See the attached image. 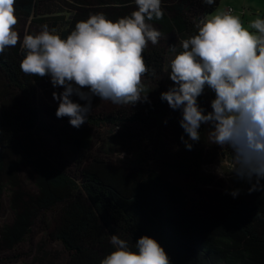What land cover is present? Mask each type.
<instances>
[{
    "label": "trees",
    "instance_id": "obj_1",
    "mask_svg": "<svg viewBox=\"0 0 264 264\" xmlns=\"http://www.w3.org/2000/svg\"><path fill=\"white\" fill-rule=\"evenodd\" d=\"M219 3L220 0L212 6L201 3L189 14L190 0H179L171 6V13L164 11L163 19L150 22L182 40L193 34L195 22L213 13ZM14 8L17 19L29 20L35 28L48 24L64 38L77 21L92 13L103 12L115 20L133 11L90 6L68 9L60 0H15ZM20 44L18 40L17 45L0 55V209L3 197L8 195L14 212L12 220L0 228V255L13 251L27 238L39 213L58 208L60 218L50 236L67 252L65 264H100L113 250L112 234L129 243L145 234L154 237L165 248L170 264H264V191L249 193L246 183L240 197L218 193L216 200L223 209L203 214L189 205L186 188L164 171L168 167L179 176H190L195 189L200 183L214 182L202 171L209 150L206 126H202L201 141L187 150L180 140V118L172 120L179 130V147L168 160L156 146L149 148L147 155H154L143 175L106 155L89 151L94 135L109 128L138 125L144 145L150 143L147 139L151 138V126H163L162 113L168 103L160 99V94L173 84L164 85L168 56L165 48L145 49L142 53L149 67L143 75L157 89L155 101L144 102L138 108L91 111L76 128L68 117L52 124L40 113L37 95L50 78L21 71L25 52ZM176 48L179 50L180 45ZM209 98H214V93L206 87L198 100L207 111ZM123 132L121 136L126 130ZM64 143L78 154L73 165L63 158ZM221 154L231 159L227 148ZM22 166L32 172L37 193L23 187ZM48 259L42 264H56Z\"/></svg>",
    "mask_w": 264,
    "mask_h": 264
},
{
    "label": "clouds",
    "instance_id": "obj_2",
    "mask_svg": "<svg viewBox=\"0 0 264 264\" xmlns=\"http://www.w3.org/2000/svg\"><path fill=\"white\" fill-rule=\"evenodd\" d=\"M134 2L130 15L115 20L103 12L90 14L66 38L44 24L21 40L14 27L15 0H0V55L20 40L21 71L48 77L54 88H62L52 93L59 102L55 114L76 128L87 120L93 97L114 105L149 102L142 83L149 67L142 53L149 42H159L162 33L150 21L163 19L165 12L163 0ZM201 3L212 6L216 0ZM194 27L179 50L172 48L166 73L173 84L160 99L180 111V140L187 150L201 141L206 126V143L226 147L231 155L230 168L222 172L219 165L216 173L246 182L249 193L264 191V17L257 15L245 26L231 10L215 11ZM206 87L214 93L211 111L198 100ZM240 191L230 194L235 198ZM110 244L113 250L100 264H170L165 248L147 234L134 243L112 234Z\"/></svg>",
    "mask_w": 264,
    "mask_h": 264
},
{
    "label": "rangeland",
    "instance_id": "obj_3",
    "mask_svg": "<svg viewBox=\"0 0 264 264\" xmlns=\"http://www.w3.org/2000/svg\"><path fill=\"white\" fill-rule=\"evenodd\" d=\"M68 9L72 8H86L93 7L100 10L113 9L117 11L122 10H135L136 4L134 0H60ZM179 0H163L162 8L165 12L171 13V6L177 3ZM201 4V0H190L188 6V13L190 14L195 8ZM233 9L235 15H239L242 23L247 26L252 19H255L257 15L264 17V0H220L219 5L215 11ZM214 11V12H215ZM173 13V12H172ZM151 23V22H150ZM152 25L160 30L162 33L159 42L156 45H152L150 42L146 49L152 50L157 48H165L167 51V63L165 67V86L169 87L173 82L168 77V66L169 61L174 55L172 48L180 45L181 37L175 33H165L162 28L152 23ZM32 23L29 20L17 19V24L14 25L18 31L21 40L25 32L32 31L38 33L41 28L32 27ZM142 83L145 91H149V100H156L157 94L155 85L150 83L144 75H142ZM87 90V89H85ZM53 91H62V88L56 89L52 86L50 80L40 87L37 95V105L40 113L50 123L56 124L60 122L61 118L56 116V109L58 107V101L53 99ZM206 94H210L206 91ZM210 96V95H209ZM78 99V98H77ZM209 98L208 106L211 111V100ZM84 104L86 101H80ZM144 102H137L134 105H114L110 101H102L99 97H93L92 99V112H106L112 111L116 108H138L142 106ZM181 113L179 110H173L167 106V109L162 113L163 126L160 127L159 123L151 126L148 130L150 132L148 142L143 145L138 125H133L128 128H116L106 132L103 131L94 135L93 144L89 149L90 152L100 153L111 158L113 161L120 163L127 167L129 171L135 174H145L146 169L151 165L152 152L147 155L146 151L150 148L153 150V146H156L162 152V157L168 160L171 157L173 151L178 147L177 134L178 128L175 127L174 121L180 118ZM174 120V121H172ZM167 121V123H165ZM126 130L125 134L123 130ZM105 131V130H104ZM109 131V132H108ZM141 131V130H140ZM111 132V133H110ZM206 155V162L202 165V171L206 175H209L214 179L211 184L200 183L194 188V184L191 181V177L188 175H177L174 171L165 167L164 164H160L161 167H165L164 171L169 174L170 178L175 182H178L186 188L190 193V206L203 214L215 213L221 211L223 208L218 204L216 195L218 193L230 194L234 188H240V194L237 197L242 196L243 191L246 187V182L237 181L231 175L220 176L216 173V168L220 165V170L226 171L230 168L232 160L228 154L222 155L221 152L226 149H221L218 145L209 144ZM63 158L66 163L73 165L77 159L78 154L75 149L69 144L64 143L63 147ZM21 181L23 187L31 193H37L38 187L33 178L32 172L29 168L21 167ZM10 197L5 195L3 197V206L0 209V228L3 224L12 220L14 212L11 210ZM58 208L42 211L35 219L32 225V230L28 234L27 238L21 242L13 251H6L0 255V264H42L48 263L49 259H52L56 264H65L67 252L63 245L55 239H52L50 233L55 230V227L60 218Z\"/></svg>",
    "mask_w": 264,
    "mask_h": 264
},
{
    "label": "built area",
    "instance_id": "obj_4",
    "mask_svg": "<svg viewBox=\"0 0 264 264\" xmlns=\"http://www.w3.org/2000/svg\"><path fill=\"white\" fill-rule=\"evenodd\" d=\"M228 10H231L233 12V9L232 8H229Z\"/></svg>",
    "mask_w": 264,
    "mask_h": 264
}]
</instances>
